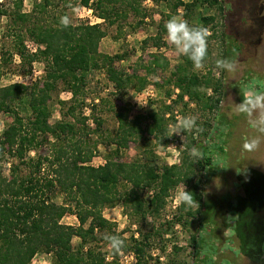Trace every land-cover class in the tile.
<instances>
[{
	"label": "rangeland",
	"instance_id": "obj_1",
	"mask_svg": "<svg viewBox=\"0 0 264 264\" xmlns=\"http://www.w3.org/2000/svg\"><path fill=\"white\" fill-rule=\"evenodd\" d=\"M1 1L6 7L12 6V0ZM127 1H133L137 11L126 3ZM127 1L116 4L115 9L122 5V10H118L120 16H117V10L114 9L110 14V20L114 21L109 23L110 21L104 22V19L98 17V11L80 5L78 0H55L58 7L55 6L54 11L59 10V14L60 11H65L69 22L102 23L107 35L100 42V51L110 55H124L122 61H115V66L126 72H139L140 75L146 76L149 82L141 91L129 87L117 92L104 70H96L90 74L85 93L86 102L78 112L88 116L84 126L87 131L82 133L83 137L97 147V153L91 163L98 166L110 157L126 162H152L158 168L164 165H178L182 172L188 170L190 175L195 170L194 181L202 179L199 190L203 194L204 207L200 213H196L199 205L195 202L194 206L190 207L194 212L192 215L188 214L189 207L185 206V209L180 210L181 204L176 201L175 192L184 184L188 190L186 182H181L170 191L164 208L145 217L131 215L132 209L122 202L105 206L103 215L113 225L110 229L98 233L94 247L101 250L109 262L135 264L137 256L133 250L122 249L116 256L102 237L105 233L119 234L124 238L126 246H132L134 238L141 240L143 234L150 233L148 264H169L171 261L176 264H264V257L260 256V246L264 247V242H257L260 246L255 243L256 249H251L249 253L244 252L241 238L236 231L237 222L241 219L240 230L243 236L252 230L247 242L251 239L255 242L261 235L258 233V226L260 217L264 215V182L259 178L253 179L248 186V201L241 204L240 212L233 208L238 206V196L246 195L239 180V175L245 168L251 167L264 173V143L255 151L243 150V138L253 132L244 116L232 113L233 102L242 101V93L250 81L255 79L258 88L264 90V0H238L237 9L230 0H182L194 2L192 10L187 13L188 16L183 6L175 12L174 7L179 0ZM31 8V0H25L24 9ZM242 8L247 18L243 27L245 16ZM170 15H178L190 24L203 25L211 33L208 38L205 68L197 71L192 65L191 70L200 77L210 76L214 81H220L221 86L217 93L213 87L206 89L207 95L221 97L217 110L204 108L202 103L190 99L188 95L180 99L178 94L181 91L175 86V82L167 81L172 77L171 72L176 66L183 62V56L168 43L167 33L163 31ZM208 16L215 19L204 23L202 18ZM15 30L16 26L11 18L0 17V87L13 82L31 84L45 75V65L41 60L33 62L31 72L26 73L29 67H23L15 53V37L12 35ZM159 35L162 38L161 46L156 48L153 45L154 37ZM24 43L30 52L36 51L37 45L32 39L25 37ZM235 46L239 48H233ZM155 53L168 60L167 69H147ZM2 56L9 60L2 62ZM220 58L234 61L237 65L236 73L218 69L215 62ZM172 80H175V77H172ZM202 88L201 90H205ZM168 91L171 95L167 94ZM71 97V92L62 88L53 93L50 119L52 123L61 120L66 110L59 101L69 100ZM165 106H170L171 109H167V127L164 130L159 131L157 136L142 132L129 142L128 147L116 151L112 141L119 133L116 115L118 112L125 113L129 120H133L139 114H148L153 110L161 111ZM20 112L24 114L25 111L20 108ZM186 115H195L201 130L167 136L176 121ZM96 119L102 122L99 129ZM12 120V114H0V133ZM142 126H145V121ZM221 145L225 146V150L219 149L218 146ZM193 147L202 152L201 163L189 156L188 150ZM39 150H47V146H42ZM34 154L36 152H32V155ZM206 156L212 157L211 164L205 163ZM8 167H5V174H9ZM119 188L123 191L131 187L126 184ZM140 193L142 197L150 199L153 190L144 188ZM55 200L62 203L64 195L57 193ZM180 214L181 220H178ZM62 222L75 226L79 224L77 217L72 214L66 215ZM263 225L264 223L260 226ZM192 236L197 238L196 246ZM72 242L76 249L81 240L74 237ZM93 244L86 245L85 248ZM32 264H53V255L39 253L34 257Z\"/></svg>",
	"mask_w": 264,
	"mask_h": 264
},
{
	"label": "trees",
	"instance_id": "obj_2",
	"mask_svg": "<svg viewBox=\"0 0 264 264\" xmlns=\"http://www.w3.org/2000/svg\"><path fill=\"white\" fill-rule=\"evenodd\" d=\"M24 1L12 0L11 7H6L1 1L0 17L8 16L16 26L12 34L15 37V53L19 56L21 65L29 67L26 73L31 72L33 62L41 60L45 65V75L31 84L13 82L0 87V114L9 113L13 116L12 122L0 133V264H32L39 253L52 254L53 264H114L93 244L98 240L99 232L110 229L113 225L103 215L105 206L122 202L132 209L131 215L145 217L164 208L170 191L181 182H186L188 190L199 205L196 213H200L204 207L203 194L199 190L202 179L194 181L195 170L192 176L188 170L182 172L178 165L158 168L152 162H126L110 157L104 164L93 165L91 162L97 153V147L83 137L82 133L87 131L84 126L88 116L78 112L86 102L85 93L90 74L96 70H104L117 92L129 87L141 91L149 84L148 79L139 72L130 73L117 68L115 61H122L124 55H110L100 51V42L107 35L102 23L69 22L65 27L60 21L62 17H67V13L60 11L59 14V10L54 11V7H58L55 0H31V10L24 9ZM78 1L80 5L98 11V17L104 19V22L108 20L113 23L110 14L114 7L127 0ZM230 1L237 9L238 0ZM126 3L137 9L133 1ZM121 6L119 5V9ZM180 6L184 7L188 16L194 2L179 0L175 4V12ZM119 9H115L117 16H120ZM242 9L244 13L245 10ZM244 16L242 27L247 19L245 13ZM214 19L213 16H208L202 18V21L209 23ZM163 31H166L165 27ZM25 37L36 43L35 52L27 49ZM156 37L153 45L159 48L162 38L160 35ZM7 60V57L2 56V62ZM149 64V71L169 67L168 60L159 53L152 55ZM191 67L192 62L183 56V62L171 72L175 80L170 77L167 81L175 82V86L181 91L178 94L180 99L188 95L190 99L202 103L204 108L217 110L221 97L207 95L206 89L213 87L217 93L220 81H214L210 76L200 77ZM60 88L71 92L72 97L59 101L66 110L61 120L52 123L51 99L53 93ZM167 94L171 95V92L168 91ZM20 108L25 111L24 114L20 112ZM167 109L171 107L165 106L161 111L139 114L133 120H129L125 113L118 112L119 133L112 141L116 151L128 147L129 142L142 132L157 136L159 131L167 127ZM96 120L99 129L102 122ZM42 146H47V150H39ZM218 147L225 150L223 145ZM205 148L208 149L207 146ZM32 152L36 154L32 155ZM198 162L201 163V159ZM205 163L211 164L212 157L206 156ZM7 165L9 174L4 173ZM255 178L264 182V173L250 167L239 175L246 195L238 196V206L233 207L235 211H239L241 204L248 201V186ZM126 184L131 188L121 191L119 187ZM144 188L153 190L150 199L141 196L140 191ZM57 193L64 195L62 203L55 200ZM179 208L183 210L185 206L181 204ZM68 214L77 217V226L62 222ZM188 214H194L191 208ZM178 220H181V214ZM260 221H263L258 226V233L261 235L255 242L252 239L247 242L252 230L244 237L240 230L241 219L237 222L236 231L244 252L249 253L253 248L256 249L255 243L264 242V225L260 226L264 223V215L260 217ZM150 236V233L143 234L141 240L134 238L132 246L123 248L134 251L137 256L135 264H148ZM74 237L81 240L76 249L72 242ZM192 241L197 244L196 236H192ZM91 244L93 245L85 248ZM262 246L260 256L264 257ZM169 264L176 263L171 261Z\"/></svg>",
	"mask_w": 264,
	"mask_h": 264
},
{
	"label": "clouds",
	"instance_id": "obj_3",
	"mask_svg": "<svg viewBox=\"0 0 264 264\" xmlns=\"http://www.w3.org/2000/svg\"><path fill=\"white\" fill-rule=\"evenodd\" d=\"M60 23L67 27L68 18L62 17ZM165 29L167 41L173 46L174 50L181 56L187 57L192 62L194 70H203L208 56V37L211 35L209 30L203 25L190 24L188 20L178 15H170L165 23ZM215 63L218 69L233 74L237 71V65L232 60L220 58ZM242 96L241 102H233L232 113L236 116H244L253 132L252 135L243 138V150L255 151L264 143V90L258 88L257 82L253 79L246 86ZM197 119L195 115H186L179 118L167 136L194 130L200 131ZM188 151L189 156L194 161L203 159V154L198 148L193 147ZM175 199L178 204L189 208L193 207L196 202L192 192L186 189L185 184L183 187L177 188ZM102 238L110 246L113 254L120 253L126 247L124 238L119 234L105 233Z\"/></svg>",
	"mask_w": 264,
	"mask_h": 264
},
{
	"label": "flooded vegetation",
	"instance_id": "obj_4",
	"mask_svg": "<svg viewBox=\"0 0 264 264\" xmlns=\"http://www.w3.org/2000/svg\"><path fill=\"white\" fill-rule=\"evenodd\" d=\"M260 222H263V221H260ZM258 232V231H257Z\"/></svg>",
	"mask_w": 264,
	"mask_h": 264
}]
</instances>
